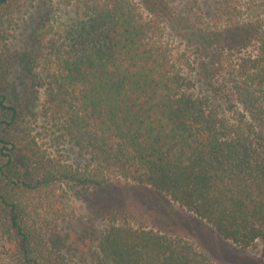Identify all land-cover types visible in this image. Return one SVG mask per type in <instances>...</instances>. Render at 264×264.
Listing matches in <instances>:
<instances>
[{"label":"trees","instance_id":"trees-1","mask_svg":"<svg viewBox=\"0 0 264 264\" xmlns=\"http://www.w3.org/2000/svg\"><path fill=\"white\" fill-rule=\"evenodd\" d=\"M121 182L264 256V0H0V264H217Z\"/></svg>","mask_w":264,"mask_h":264},{"label":"rangeland","instance_id":"rangeland-1","mask_svg":"<svg viewBox=\"0 0 264 264\" xmlns=\"http://www.w3.org/2000/svg\"><path fill=\"white\" fill-rule=\"evenodd\" d=\"M171 35L173 34L171 33ZM173 40L178 46H183L179 39ZM58 192V196L62 197L60 209L64 214L69 215L63 224L68 229H72L75 236L80 234L86 236L84 233L87 228L91 229V235L94 237L100 229L101 222L89 208L88 195L81 196L76 193V190L65 186L59 187ZM112 194L111 203L121 205L145 226L191 240L217 264H264L260 242L248 247L236 245L224 239L205 221L186 209L158 196L150 187L121 182L116 183ZM88 241L90 240L88 239Z\"/></svg>","mask_w":264,"mask_h":264}]
</instances>
